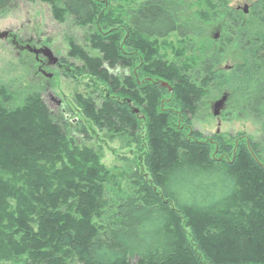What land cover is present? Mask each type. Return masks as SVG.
Listing matches in <instances>:
<instances>
[{
  "label": "trees",
  "instance_id": "trees-1",
  "mask_svg": "<svg viewBox=\"0 0 264 264\" xmlns=\"http://www.w3.org/2000/svg\"><path fill=\"white\" fill-rule=\"evenodd\" d=\"M40 1L90 30L96 55L73 41L69 53L82 64L71 74L88 79L74 97L83 118L142 158L113 173L82 122L72 128L38 92L16 104L1 85L0 264H264L262 145L192 122L212 89L264 126V0L248 15L199 0L219 39L192 31L179 0H142L126 16L117 0ZM228 48L240 60L226 72ZM120 66L135 76L111 73Z\"/></svg>",
  "mask_w": 264,
  "mask_h": 264
},
{
  "label": "rangeland",
  "instance_id": "rangeland-1",
  "mask_svg": "<svg viewBox=\"0 0 264 264\" xmlns=\"http://www.w3.org/2000/svg\"><path fill=\"white\" fill-rule=\"evenodd\" d=\"M255 1L232 0L230 7L245 14L244 9L247 7L250 12V7ZM141 2L142 0H117L112 6L115 9L122 7L121 10L126 16L133 6ZM176 3L177 10L186 18L184 22L188 23L192 31L198 33V29L201 31L203 29L205 35H210L211 31V36L215 34L219 39L218 29H212L210 25L209 29L199 16L207 9L205 3L199 0H179ZM90 35L88 28L74 24L69 17L65 22L58 21L51 7L40 0H15L6 12L0 13V86L7 85L14 89L16 104H20L27 93L38 92L52 113H59L58 111L64 113L70 124H73L72 128L78 127V122H82L92 136V139H86V145L97 150L101 149L103 164L113 173L121 174L132 168V164L141 160L142 157L137 155L134 148L126 149L122 142L111 143L106 135L99 133L83 118L74 101L76 94H86L84 90H86L88 79H77L76 75L71 74L74 68H80L82 64L69 56L70 42L73 41L89 55L95 56L96 53L89 43ZM171 40H175L174 37ZM26 45L35 48L42 46L50 48L56 57L65 61V68L59 70L56 66H51L45 69L46 76L39 73L36 57L26 50ZM239 60L237 51L234 48H228L219 68L221 71H232ZM135 68L137 66L133 68L134 71ZM119 71L120 68L116 67L111 73L118 74ZM66 73L71 74V78L65 76ZM50 74L53 75L51 79L47 77ZM49 93L62 101L64 107L60 108L61 110L57 107V100L53 101L48 96ZM215 93L211 89L210 94L202 99L192 119L194 128L204 136L216 133L236 136L246 133L260 143L264 150V126L254 121L236 98L228 95L219 110V116H214L213 108L226 92L221 96ZM79 143L83 141L79 140Z\"/></svg>",
  "mask_w": 264,
  "mask_h": 264
},
{
  "label": "flooded vegetation",
  "instance_id": "flooded-vegetation-1",
  "mask_svg": "<svg viewBox=\"0 0 264 264\" xmlns=\"http://www.w3.org/2000/svg\"><path fill=\"white\" fill-rule=\"evenodd\" d=\"M18 47H20V46H18ZM42 48H45V46H42L40 48H35V47H29V46L26 45V50L28 52L32 53L36 57V61H37V64L39 66V73H41V74H43V75L46 76L45 69H47L48 67H51L49 61L44 56H42V55L36 56L33 53V50H40ZM59 59H60V62L56 65V68H58L59 70H63L65 68V61L63 59H61V58H59ZM119 68H120V71L117 74V76L129 77L130 75H132V73L134 74V76L136 74L135 71H133L131 73L127 68L123 69V66H120ZM48 96L53 101L57 100V107H59L58 108L59 110H61L60 108H63L64 107V105L62 104V101L59 100V99H57L56 97H54V95H52L51 93H49ZM132 109L135 111V113H137V111H136L137 108L135 106Z\"/></svg>",
  "mask_w": 264,
  "mask_h": 264
},
{
  "label": "water",
  "instance_id": "water-1",
  "mask_svg": "<svg viewBox=\"0 0 264 264\" xmlns=\"http://www.w3.org/2000/svg\"><path fill=\"white\" fill-rule=\"evenodd\" d=\"M248 8L246 7L244 9V13L245 14H248ZM215 39H218V36H215ZM33 53L38 56V55H42L44 56L50 63L51 66H56L59 62H60V59L58 57L55 56V54L53 53V51L48 48V47H45V48H42L40 50H33ZM47 77L49 79H51L53 77V75H47ZM226 101V97H223L220 101H218L214 108H213V111H214V116H219V110L222 108V106L224 105Z\"/></svg>",
  "mask_w": 264,
  "mask_h": 264
},
{
  "label": "bare ground",
  "instance_id": "bare-ground-1",
  "mask_svg": "<svg viewBox=\"0 0 264 264\" xmlns=\"http://www.w3.org/2000/svg\"><path fill=\"white\" fill-rule=\"evenodd\" d=\"M2 35V34H1ZM8 35V34H7ZM5 37H7V36H5ZM2 39V38H1ZM220 133V132H219Z\"/></svg>",
  "mask_w": 264,
  "mask_h": 264
}]
</instances>
